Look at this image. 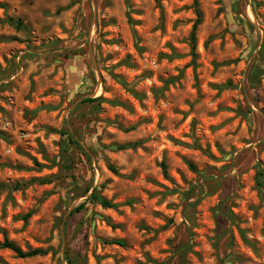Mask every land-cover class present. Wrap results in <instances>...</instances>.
<instances>
[{"label":"rangeland","instance_id":"374dc122","mask_svg":"<svg viewBox=\"0 0 264 264\" xmlns=\"http://www.w3.org/2000/svg\"><path fill=\"white\" fill-rule=\"evenodd\" d=\"M0 264H264V0H0Z\"/></svg>","mask_w":264,"mask_h":264},{"label":"trees","instance_id":"16d2710c","mask_svg":"<svg viewBox=\"0 0 264 264\" xmlns=\"http://www.w3.org/2000/svg\"><path fill=\"white\" fill-rule=\"evenodd\" d=\"M195 4H197V0H195ZM199 20H200V14L198 12V21ZM17 24L21 26V22H18ZM192 41H194V36H192ZM133 146H135V145H126V146L117 147V148H119L120 150H124V149H128V148H132ZM189 166H190L191 169H194V166L192 164H190ZM162 168L165 171V168H166L165 164H162ZM260 176H261V174H260ZM258 185L260 187H263L262 182H259ZM93 198H96L97 200H99V202L101 203V205L103 207H106V208H112L113 207V205L110 202H108L107 200H105V199H103L101 197L94 196ZM30 216H31L30 213L27 214L24 217V220L26 221ZM115 243L120 245V246H124L125 245V243L123 241H116ZM2 247L5 248V249L13 251L20 258H28V257H33V256H36V255L43 254V251H41V250H34V251L24 252L19 247H17L15 244H13L12 242H9L7 239L4 240V242L2 244Z\"/></svg>","mask_w":264,"mask_h":264}]
</instances>
